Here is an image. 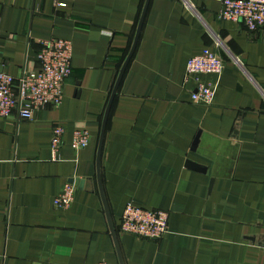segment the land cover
Segmentation results:
<instances>
[{"label": "crops", "instance_id": "obj_1", "mask_svg": "<svg viewBox=\"0 0 264 264\" xmlns=\"http://www.w3.org/2000/svg\"><path fill=\"white\" fill-rule=\"evenodd\" d=\"M53 1L0 0V72L38 68L43 39L72 42L61 103L30 120L0 117V264H120L97 148L146 0ZM220 8L149 0L99 162L123 264H264V28L219 19ZM204 49L223 60L219 76H203L217 81L211 105L193 102L185 80L188 58ZM75 130L90 134L78 151ZM74 179L83 186L56 206ZM127 203L167 211L168 232L158 241L120 233Z\"/></svg>", "mask_w": 264, "mask_h": 264}, {"label": "built area", "instance_id": "obj_2", "mask_svg": "<svg viewBox=\"0 0 264 264\" xmlns=\"http://www.w3.org/2000/svg\"><path fill=\"white\" fill-rule=\"evenodd\" d=\"M72 0H54L57 7H66ZM221 8L219 19L242 22L249 31L264 28V0H217ZM188 7L189 4H187ZM219 44V43H218ZM39 67L23 70L18 77L0 72V117L16 113L20 120H30L34 112L47 106H58L63 98V85L71 74L72 42L68 39L48 38L40 41L37 54ZM223 60L209 49L188 58L185 80H191L194 88L191 99L195 103L211 105L214 101L217 81L204 80L203 76H219ZM64 128L56 126L51 139L53 159L59 158L63 143ZM90 142L86 130H75L72 147L76 151ZM77 185L69 181L54 198L56 206L71 204ZM122 234L158 241L168 232V212L160 209L143 208L132 203L125 204L118 226ZM95 264H108L100 261Z\"/></svg>", "mask_w": 264, "mask_h": 264}, {"label": "water", "instance_id": "obj_3", "mask_svg": "<svg viewBox=\"0 0 264 264\" xmlns=\"http://www.w3.org/2000/svg\"><path fill=\"white\" fill-rule=\"evenodd\" d=\"M148 3H149V0H146L144 8H143V11H142V14H141V17H140V20H139V23H138V27H137V31H136V35H135V38H134L133 45L131 47V50H130V52H129V54H128L123 66H122V68L119 71L118 77H117V79L115 81L114 87H113L112 92L110 94V97H109V100H108V104H107V107H106V110H105V113H104L102 125H101L100 136H99V141H98V148H97V160H96V164H97V182H98V186H99L100 195H101V198H102V201H103V204H104L106 216H107V219H108L109 229H110L111 236L113 237V240H114V243H115V246H116V250H117V254H118V258H119L120 264H123V263H122V259H121V256H120L118 244H117L116 231H115V228H114L113 223L111 221V218H110V215H109V212H108V208H107V204L105 202L102 186H101L99 162H100L101 148H102L103 139H104V135H105V129H106V124H107L109 111H110L113 99H114L115 95L117 94V90H118L119 84L121 82L122 76H123V74L125 72L126 66H127L131 56L134 53L135 48H136L138 37H139V33H140V29H141V26H142V23H143V20H144V17H145V13H146V10H147ZM70 181H74V183L76 185H78L80 188L83 186V183H84V180H82V179H74V180H70Z\"/></svg>", "mask_w": 264, "mask_h": 264}]
</instances>
